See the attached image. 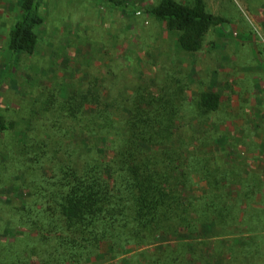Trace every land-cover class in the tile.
Wrapping results in <instances>:
<instances>
[{"label": "rangeland", "instance_id": "374dc122", "mask_svg": "<svg viewBox=\"0 0 264 264\" xmlns=\"http://www.w3.org/2000/svg\"><path fill=\"white\" fill-rule=\"evenodd\" d=\"M162 1L40 0L45 22L36 28V49L15 55L8 40L20 0H0V112L9 127L0 170L31 140L27 130L43 103L100 95L124 128L163 114L153 129L163 136L151 149L173 161L172 188L197 223L188 219L177 232L124 245L103 241L90 256L72 244L64 252L41 243L44 235L15 214L29 199L24 170L16 167L0 175V264H145L159 250L173 264H264V0H203L230 26L212 29L196 53L182 50L178 33L145 12ZM209 91L221 96L213 112L201 104ZM186 246L194 257L178 258ZM236 252L244 253L242 263Z\"/></svg>", "mask_w": 264, "mask_h": 264}, {"label": "trees", "instance_id": "16d2710c", "mask_svg": "<svg viewBox=\"0 0 264 264\" xmlns=\"http://www.w3.org/2000/svg\"><path fill=\"white\" fill-rule=\"evenodd\" d=\"M20 7L22 13L10 32L8 45L15 55L32 54L38 42L36 28L45 22L41 2L20 0ZM145 12L176 31L180 48L190 53L202 49L212 29L230 26L226 17L209 12L203 0L194 5L163 0ZM165 94L173 97L172 93ZM220 103L221 96L214 91L201 96V104L211 112ZM157 105L165 107L163 102ZM42 108L27 130L31 140L6 159L0 170V175L11 174L16 167L24 170L29 199L22 208L12 210L22 224L44 235L39 238L41 243L59 245L64 252L72 250L71 244L74 248L82 246L90 256L98 253L100 242L115 246L144 241L163 232H177L191 220L187 210L190 204L182 203L172 188L173 161L151 149L163 136L153 130L154 122L163 120V114L154 117L149 113L142 120H128L124 128L111 119L110 109L103 105L100 95L89 101L76 97L60 103L53 97ZM6 122L0 112V140L9 130ZM215 184L219 186L220 182ZM225 208L220 214L222 228L230 211ZM205 216L204 212L199 215ZM191 250L188 246L176 256L192 257ZM166 251L155 252L145 264H173ZM57 255L61 257L62 253ZM242 256L244 260V253L236 252L233 258L242 263Z\"/></svg>", "mask_w": 264, "mask_h": 264}]
</instances>
